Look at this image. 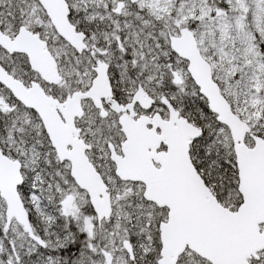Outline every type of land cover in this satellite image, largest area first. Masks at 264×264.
<instances>
[{"label": "snow or ice", "instance_id": "obj_1", "mask_svg": "<svg viewBox=\"0 0 264 264\" xmlns=\"http://www.w3.org/2000/svg\"><path fill=\"white\" fill-rule=\"evenodd\" d=\"M0 264H264V0H0Z\"/></svg>", "mask_w": 264, "mask_h": 264}]
</instances>
